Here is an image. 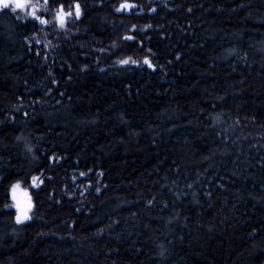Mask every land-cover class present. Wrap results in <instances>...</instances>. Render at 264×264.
<instances>
[{"label": "trees", "instance_id": "trees-1", "mask_svg": "<svg viewBox=\"0 0 264 264\" xmlns=\"http://www.w3.org/2000/svg\"><path fill=\"white\" fill-rule=\"evenodd\" d=\"M46 9L0 11V264H264V0Z\"/></svg>", "mask_w": 264, "mask_h": 264}, {"label": "snow or ice", "instance_id": "snow-or-ice-1", "mask_svg": "<svg viewBox=\"0 0 264 264\" xmlns=\"http://www.w3.org/2000/svg\"><path fill=\"white\" fill-rule=\"evenodd\" d=\"M47 2L48 0H44V4L41 5L37 3H32V0H0V11L11 10L13 14L17 12H23L25 14L24 18L31 17L39 21L41 24H49L51 23L49 20L44 19L43 17L37 15V10L39 8H45V10H47L46 9ZM125 7H132V6L126 5V4L121 5V8H125ZM74 8H75V13H74L75 17L79 18L81 16L80 4L76 2L74 4ZM117 10L119 11L120 9H117ZM152 10L154 11V9ZM72 15H73V12L71 10L66 12L64 10V5L61 4L59 5L58 9L55 12L54 19L60 28H64L66 26V19L68 17H71ZM133 27H135V25H133ZM126 39H132V37H126ZM130 59L131 58L122 59V60H119L118 63L127 64L129 63ZM131 62L138 63L136 60H131ZM144 62L149 64V66H151L150 61L147 59V57H145ZM29 151H31L30 148H29ZM81 175H84V173H81ZM38 179L39 178L37 176H32L33 186H39L37 184ZM42 183L43 181L41 180L40 184ZM18 189H19V183L12 185V188H11L12 199L16 202L15 207L17 208V214H16L15 219L17 223H20L30 218L29 211L33 205L31 203V197L28 196V193L26 191L23 192V197H24L23 201L21 200L20 197H18L17 195Z\"/></svg>", "mask_w": 264, "mask_h": 264}, {"label": "rangeland", "instance_id": "rangeland-1", "mask_svg": "<svg viewBox=\"0 0 264 264\" xmlns=\"http://www.w3.org/2000/svg\"><path fill=\"white\" fill-rule=\"evenodd\" d=\"M32 2H33V0H32ZM43 25L46 27V26H48L49 24H43ZM37 184H38V185L40 184V179L37 180ZM32 185H33V184H32ZM34 187H37V186H34ZM25 191L28 193V196L31 197V203H32V205H33V199H32V195H31V191H30L28 188H26L24 185H22L21 183H19V189H18V191H17V195H18V197L21 198L22 201H23V199H24V197H23V192H25ZM10 196H11V200H12L14 206H15V203H16V202L12 199V192L10 193ZM32 209H33V206H32V208H31L30 211H29V217H30V218L27 219V220H24V221H22V222H26V221H29V220L31 219Z\"/></svg>", "mask_w": 264, "mask_h": 264}]
</instances>
